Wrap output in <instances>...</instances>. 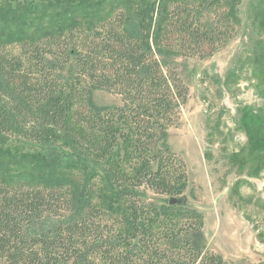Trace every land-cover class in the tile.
<instances>
[{
    "label": "trees",
    "instance_id": "trees-1",
    "mask_svg": "<svg viewBox=\"0 0 264 264\" xmlns=\"http://www.w3.org/2000/svg\"><path fill=\"white\" fill-rule=\"evenodd\" d=\"M243 1L0 4V264L225 263L199 246L201 214L177 208L188 176L162 140L188 95L173 68L182 47L229 42L216 20L191 18L193 4L220 5L233 26ZM95 88L123 105L92 109ZM62 191L69 218L48 224Z\"/></svg>",
    "mask_w": 264,
    "mask_h": 264
},
{
    "label": "rangeland",
    "instance_id": "rangeland-1",
    "mask_svg": "<svg viewBox=\"0 0 264 264\" xmlns=\"http://www.w3.org/2000/svg\"><path fill=\"white\" fill-rule=\"evenodd\" d=\"M262 1L244 0L238 13L240 24L233 26L229 20L228 25L222 22L220 5L195 2L191 18L203 24L216 20L227 30L229 42L224 47L221 43L182 47V54L173 61L175 72L188 87L186 101L162 140L184 164L188 176L177 208L201 214L199 246L203 254L217 255L224 264H264V127L259 126L264 112ZM167 42L180 45L177 33ZM15 47L9 50L19 54L21 48ZM215 48L219 49L213 52ZM122 105L123 97L116 90L92 92L94 110ZM254 136L259 142H254ZM38 174L33 171L26 176L37 184L33 186L43 185ZM64 191L51 195L52 206L42 210L48 224L69 218ZM148 199L160 206L171 205L167 196L152 191Z\"/></svg>",
    "mask_w": 264,
    "mask_h": 264
}]
</instances>
